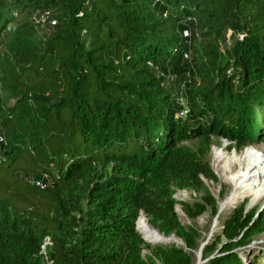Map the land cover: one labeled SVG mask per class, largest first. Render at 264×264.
<instances>
[{
    "label": "trees",
    "instance_id": "trees-1",
    "mask_svg": "<svg viewBox=\"0 0 264 264\" xmlns=\"http://www.w3.org/2000/svg\"><path fill=\"white\" fill-rule=\"evenodd\" d=\"M263 136L264 0H0V264H195L176 204L218 214L213 143ZM217 218L201 264L264 262V208Z\"/></svg>",
    "mask_w": 264,
    "mask_h": 264
},
{
    "label": "rangeland",
    "instance_id": "rangeland-1",
    "mask_svg": "<svg viewBox=\"0 0 264 264\" xmlns=\"http://www.w3.org/2000/svg\"><path fill=\"white\" fill-rule=\"evenodd\" d=\"M53 20V19H52ZM52 24V23H51ZM184 36V33H183ZM186 37H189V35H185ZM184 36V37H185ZM186 69H182V71L179 73V75L183 76V72H185ZM176 90L178 91V97L181 96V99L179 98V101L181 104L184 106L183 109H187L185 99H186V93L184 90L183 85H178L176 87ZM1 140V138H0ZM192 142V141H189ZM231 145L228 141L223 140V141H215L213 143V146L208 154L209 160L212 166V169L215 173V176L217 178L216 182L213 181H206V184L209 187V190L214 194L216 200H217V208H218V214L219 216H223V214L230 212L234 207L238 206L241 203H245L246 205V210L247 212H251L255 210L256 208H259L260 210L264 208V194L261 196L256 197V193H251L249 195H241L237 200L235 201V204L233 203L229 208H223L221 207V203L226 201L227 199L231 198L234 191H235V185L231 181V177L233 176L232 173H229V169L231 168L232 163H230L227 159L223 161H216L215 154L218 153H223L226 154L227 156L230 157H239L241 154L245 151L247 152H253L260 158L264 156V136L263 140L257 141L253 145H249L245 147L243 150L236 151L234 148H231ZM235 162V161H234ZM233 162V163H234ZM237 163V162H235ZM264 161H260L256 166L251 168V174H256V170H260L261 168L263 169L264 172ZM228 168V169H227ZM239 168V166H237ZM228 170V171H227ZM255 176V175H254ZM253 176V177H254ZM257 177V176H255ZM203 193L201 192H196L192 189H178L176 190L173 198L177 202H183V203H189V204H194L195 202H198L200 199V196H202ZM176 212L178 215V218L181 222V224L188 228V227H193L194 229L197 230L198 234L200 235V242L201 244L204 242H208V240L212 237L214 233H219L220 232V225H219V219L217 218L218 214L214 215V210L213 208L209 207L203 214H201L197 218H190L187 214L183 212L181 209V204H176ZM141 214V213H140ZM143 215V214H142ZM141 215V216H142ZM136 229L138 233L140 234L141 238L147 242L142 234L140 233L138 229V222L136 221ZM170 236L167 238L174 237ZM176 237V236H175ZM178 238V237H176ZM179 240H182L178 238ZM183 241V240H182ZM151 245L155 244H163V245H170V244H175L177 246H184V242L182 245H179L178 243L172 242V243H151L148 242ZM49 244L48 239H46L44 246H43V252L45 253V246ZM244 248H248L249 251H254L256 254H259L262 249H264V235L260 234L256 236L252 241L246 245ZM198 251H195V264L201 260V257L198 258L197 256ZM149 255V249H144L143 250V257L147 258ZM256 255L254 254V258ZM257 258V257H256ZM154 261L159 264V260L154 257ZM261 261V259H260ZM262 264L264 262L262 261Z\"/></svg>",
    "mask_w": 264,
    "mask_h": 264
},
{
    "label": "bare ground",
    "instance_id": "bare-ground-1",
    "mask_svg": "<svg viewBox=\"0 0 264 264\" xmlns=\"http://www.w3.org/2000/svg\"><path fill=\"white\" fill-rule=\"evenodd\" d=\"M215 158L216 161H223L227 159L230 163H232L231 168L229 169V173L231 172L233 175L230 179L234 183L236 188L232 197L221 203V207H223L224 209L227 207L229 208V206H231L233 203L235 204V201L241 195H249L251 193H256V197H258L264 194L263 169L261 168L260 170H256V172H254L256 174H251V168L256 166L260 161H264V156L260 158L253 152L245 151L239 157H230L226 154H223L222 152H217L215 154ZM234 161L237 163H235ZM263 164L264 163H262V165ZM237 166H239V168H237ZM254 175L257 177H255ZM138 229L147 242H151L153 244L155 242H175L179 245L183 244V241L179 240L175 236L167 238L164 235L160 234L157 230L152 228L144 214L140 216L138 220ZM196 264L201 263L199 261Z\"/></svg>",
    "mask_w": 264,
    "mask_h": 264
},
{
    "label": "built area",
    "instance_id": "built-area-1",
    "mask_svg": "<svg viewBox=\"0 0 264 264\" xmlns=\"http://www.w3.org/2000/svg\"><path fill=\"white\" fill-rule=\"evenodd\" d=\"M53 18H51L50 16H49V11H45L44 13H41V15H40V18L38 19V18H36V22H44L45 20H47V21H49L50 22V24L52 23V25L55 23V19H53ZM183 33H184V36L185 35H190V31L189 30H184L183 31ZM186 37V36H185ZM187 111H188V109H182V111H181V115H185L186 113H187ZM35 183L37 184V185H42V182H41V180H36L35 181Z\"/></svg>",
    "mask_w": 264,
    "mask_h": 264
},
{
    "label": "water",
    "instance_id": "water-1",
    "mask_svg": "<svg viewBox=\"0 0 264 264\" xmlns=\"http://www.w3.org/2000/svg\"><path fill=\"white\" fill-rule=\"evenodd\" d=\"M155 243H162V242H155ZM206 244V242L202 243L199 247V250H198V253H197V256L198 258L201 257V251H202V247ZM203 261L200 260V263H202Z\"/></svg>",
    "mask_w": 264,
    "mask_h": 264
}]
</instances>
